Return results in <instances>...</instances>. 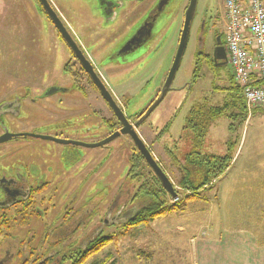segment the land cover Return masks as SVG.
Returning <instances> with one entry per match:
<instances>
[{"label":"rangeland","instance_id":"rangeland-1","mask_svg":"<svg viewBox=\"0 0 264 264\" xmlns=\"http://www.w3.org/2000/svg\"><path fill=\"white\" fill-rule=\"evenodd\" d=\"M54 1L65 9L71 3H77V14H72L73 9L68 8V12L74 18H79L81 11L86 8L92 10L94 6L80 0H52L51 3ZM186 2L190 0H173L171 5L173 7L159 19L154 28L152 46L129 56L125 64L114 62L115 72L108 73L109 82L113 84L112 88L118 94L130 92L125 100L129 117L130 113L147 107L160 90L164 75L170 73L172 69L179 48L181 28L184 27L186 12L183 15L182 11ZM223 3L224 0H198L189 43L173 82L172 91L138 131L180 194L177 203L166 195L165 207L179 206L171 214L153 222H171L174 225L181 222L183 224L201 222L204 228L209 225V228L214 227L216 224L214 222H223L224 227L230 225L228 222H240L239 226L251 231L259 240L261 235H264V201L261 203L263 196L251 194L247 199L244 194H240L238 195L240 200H237L236 205L233 196L229 195L233 186V189H236L235 185L241 190L244 187L254 191L264 190V140L261 146L260 139L261 136L264 138V121L257 115L252 116L257 108L249 110L243 101L242 92L239 91L238 94L243 103L240 104L237 99L234 108L211 123L203 144L202 155L228 157L230 163L228 169L220 176V180L219 177L212 179L210 185L198 194L188 193L181 185L183 178L181 164L194 144L191 131L183 130L188 112L197 104H204L208 108L224 107L236 94V91H231L232 87L240 89L235 84L233 71L227 64L224 65L226 68L223 63L218 64V60H215V64L207 61L205 54L212 55L213 52L212 37L205 39L203 47L200 36L198 37L199 26L202 20H205L206 13L209 18L212 17V10L217 16V8L223 13ZM68 12L65 10L58 15L65 27L68 26ZM226 25L227 19L224 16L218 25L219 31L226 30ZM95 39H98L97 35ZM225 40L223 39V43L226 49ZM84 41L90 43L86 33ZM61 42L52 22L36 0H0V101L4 99L3 95L9 94L8 92L16 91L19 94L16 86L20 85L19 81L24 77L27 78L25 82L37 78L47 81L48 84L62 85L65 62L61 59V51H58ZM114 46H117V41L114 42ZM111 50L112 48H109L106 53ZM198 51L200 53H197ZM199 54H203L202 59L196 58ZM101 70L105 72L104 68ZM191 81L192 88L188 86L185 92L183 87ZM34 86L36 85L34 84L32 88ZM91 96L87 104H94V107L105 110L101 100ZM104 112L110 116L108 112ZM87 115L89 121L86 113L82 111L83 122H88L87 125L92 123L96 125L87 128L90 135L85 136V141L94 142L95 140L89 138L100 137L102 131L97 128L100 121L91 117L90 110H87ZM22 118L23 113L20 119ZM71 121H74V126H70L68 120H62L66 133L78 131L82 127L79 126L78 114L75 120ZM29 125L23 127L17 125L15 131H29L34 127ZM43 132L53 134L56 131ZM74 138L78 139L79 135L76 134ZM135 150L133 142L126 137L115 142L112 153L102 149L87 150L92 157L89 158L90 163H87V160L83 164L74 163L77 161L73 159L69 161V165L66 164L70 172L69 178L56 182L61 190L52 200L58 222H45L51 219V210L50 213L41 210L44 222H25L23 229L18 228L19 224L16 222H12L9 230L1 228L0 264L9 262L11 256L6 252L12 250V255L16 256L14 247L10 246L11 243L4 245L7 241L21 240V244L25 246L24 257L33 261L37 260L36 258H45L52 251L57 253L60 251L58 258L61 259L69 250L78 248L84 250L100 236L102 241L105 239L110 241L104 247H98L97 253L85 260L84 264L95 262L163 264V261L171 264L179 261L181 257L175 256L177 249L166 250V245L163 243L158 245L157 240H154L155 237L149 231L151 223L134 231L132 229L137 226L116 224L106 226L105 222H129L128 220L136 215V210L142 205L138 200L134 202L137 193L152 192L153 189L161 191L158 183L148 182L152 178L150 176L153 174L152 170L145 164L140 166L135 164ZM22 156L42 157L41 154L34 152L22 153ZM55 157L54 153L43 152L42 158L51 160ZM86 163L89 164L88 167L82 169V165ZM75 172L86 175L76 173L75 176ZM48 181L53 183V180ZM67 187L74 189L65 192L63 189ZM50 206L45 203L42 209ZM118 212L124 214L117 217ZM8 234L11 237L6 238ZM189 245L185 241L181 243V246L187 249ZM149 251H156L155 258ZM161 253L163 256H159Z\"/></svg>","mask_w":264,"mask_h":264},{"label":"flooded vegetation","instance_id":"flooded-vegetation-1","mask_svg":"<svg viewBox=\"0 0 264 264\" xmlns=\"http://www.w3.org/2000/svg\"><path fill=\"white\" fill-rule=\"evenodd\" d=\"M36 1L39 3L38 0ZM48 1L57 15L65 12V10L68 12V8L73 9L72 14H77L78 12L77 3L73 2L65 9L56 1L53 4L51 3L52 0ZM80 1L86 4H94V6L92 10L86 8L81 11L79 18H74L68 12L69 21L66 28L74 42L72 45L77 50H74L63 40L59 31L52 23L59 39L62 41L59 43L58 51H61V59L65 62L63 84L52 85L43 79L38 80L37 78L25 82L27 78L24 77L19 81L20 85L16 86V90L20 91L19 94L16 91L12 93L8 92L9 94L3 95L4 99L0 101V138L9 136V138L6 137L3 143H0V228L5 230L10 229L12 222L19 224L18 228L20 229H23L25 222H44L40 213L41 210L45 213H50L51 210V219L45 222H58V218L54 214L52 200H54V196L61 190L56 185V182L59 179L69 178L70 172L66 164L72 159L76 160L77 162L74 163L77 164H83L86 160L88 161L87 163H90L89 158L92 157L87 150L102 149L112 153V147L117 140H124L126 137L130 139L121 133L123 123L103 97L100 86L105 87L106 93L111 96L115 106L123 113L122 115L125 119L131 125H134L140 121L155 103L169 75V72L164 75V81L160 90L157 91L147 107L130 113V117L127 115L128 107L126 108L125 101L130 92H120L118 94L112 88L113 84L109 82L110 79L108 78L109 72H115L114 62L125 64L129 56L152 46L154 28L159 19L173 7L171 6L173 0ZM189 4L190 2H186L182 11L183 15L187 12ZM40 7L43 13L46 14L41 4ZM223 8V13L218 8L216 9L217 16L214 15V11L212 10L211 18L207 17L206 13L205 20H202L200 23L198 31L201 47L204 46L206 38L212 37V55H205L208 59L207 61L213 64H215V57L219 56L216 53V48L219 45L225 48V44L223 43L225 30L221 32L218 27L220 20L225 14V7L223 6ZM46 16L48 17L47 14ZM182 29L183 26L181 33ZM85 33L88 34L90 43L84 41ZM96 35L98 39H95ZM115 41H117V46H114ZM179 43L178 41V45ZM109 48H112V50L106 53ZM153 50L156 49L153 48ZM78 53L85 60L88 69L83 66L77 56ZM197 53L200 52L198 51ZM196 58L202 59L203 54H199ZM222 63L223 61L218 60V64ZM101 68H104L105 72ZM34 84L36 86L32 88ZM190 85L193 86L192 81L183 87V90L186 92ZM2 93L4 94V92ZM50 93L52 95H49ZM91 95L101 100L105 110L94 107V104H87L92 97ZM87 110H90L91 117L94 120L100 121L97 124V128L102 131L100 137L89 138L95 140L94 142L85 141V136L90 135L87 133V128L96 125L94 123L87 125L88 122H83L84 118L81 117L82 111L86 113V118L89 121ZM104 111L108 112L110 116ZM22 113L24 118L20 119ZM77 114L80 118L79 126L82 127L78 131L66 133L64 130L65 124L62 120H68L69 125L74 126V121L71 120H75ZM147 121L139 128H142ZM28 124L34 127L29 131H15L17 125L23 127ZM44 130H55L56 132L47 134L43 132ZM137 133L141 137V132L139 133L138 129ZM76 134L79 135L78 139L74 138ZM118 134L120 136L104 146L94 148L84 146L102 144ZM24 135L28 136L24 137ZM61 140L81 143L82 146L63 144L59 142ZM31 152L39 153L42 157L43 152H49L54 153L56 157L55 159L48 160L42 157L22 156V153L31 154ZM135 153L137 155V149ZM136 155L134 154L135 157ZM87 163L82 165V169L88 167L89 164L87 165ZM76 173H74L75 176ZM77 175L85 176L86 173H77ZM48 179L53 180V183L48 181ZM73 189V187H67L63 190L69 192ZM45 203L51 205L50 208L42 209ZM116 215L117 217H121L122 214L118 212ZM8 237H11V235H6V238ZM7 243H11L10 246L14 247L13 250L16 256L12 255V250L6 252L11 257L9 258V262L7 261L4 264H43L45 260L54 258L57 254V252L52 251L45 258L34 263L35 259L31 261L24 257L25 246L21 244V240L18 242L15 240L13 242L7 241L4 245H8ZM5 257L8 258L7 256Z\"/></svg>","mask_w":264,"mask_h":264},{"label":"trees","instance_id":"trees-1","mask_svg":"<svg viewBox=\"0 0 264 264\" xmlns=\"http://www.w3.org/2000/svg\"><path fill=\"white\" fill-rule=\"evenodd\" d=\"M231 91H236V94L233 99L225 104L224 107L209 106L210 108H208V106H205L204 104H197L190 109L186 116L183 130L191 131V137L194 144L191 151L186 155L184 162L181 164V172L183 174L181 185L185 191L192 193L193 195L200 193L203 188L210 185L212 179L222 176L230 165L228 157L217 158L216 156L202 155V150L205 137L211 123L214 120H218L219 118L223 117L227 111L231 110V108H234L235 106L233 107V105L237 103V99H239L240 104H242L244 101V99L242 101V98H239L240 95L238 93L239 91L241 92L240 89L233 86ZM135 164L138 166L144 164L146 165L144 159L140 154L138 155V153L135 157ZM150 176L152 178L151 180L149 179L148 182L150 183L152 181L153 183H158L161 191L153 189L152 192L149 191L146 193V191H141L140 194L137 193L135 195L134 202H137V200L138 202H142V209L137 212V214L131 220H129V223L127 224L128 226H142L149 222H153L162 216L171 214L172 211L177 206H179H171L168 208L164 206L167 203L166 195L168 194L162 188L155 175L151 174ZM175 190L178 194L177 198L179 199L180 194L176 188ZM168 196L173 199L170 195ZM147 197H149V199H147ZM193 197L196 198L195 196ZM154 203L158 206L154 205ZM108 241H110V239H105L102 241L101 236L97 237V239L91 242L90 245L84 250L81 248L69 250V252L71 251L70 254L68 255V252L67 254L63 255L61 259L58 258L60 256V251H58L54 258L45 260L43 264H84L85 260L87 261L97 253L98 247H104ZM39 261L40 259H37L34 263ZM93 264L97 263L95 262Z\"/></svg>","mask_w":264,"mask_h":264},{"label":"crops","instance_id":"crops-1","mask_svg":"<svg viewBox=\"0 0 264 264\" xmlns=\"http://www.w3.org/2000/svg\"><path fill=\"white\" fill-rule=\"evenodd\" d=\"M254 115H257L259 119L261 118V121H264V106L257 107L252 116ZM260 139L262 140L261 146H263L264 138L262 139L261 136ZM225 177H223V179ZM218 180H220V177ZM233 187L229 195L233 196V201H236V205L237 200H240L238 196L240 194H244L247 199H249L248 197L251 194H258L263 196L261 203L264 201V190L254 191L251 190V188L245 187L241 190L238 188L239 186L236 185V189L234 190ZM141 209L142 206L140 209L136 210V214ZM122 213L124 214V212ZM105 223L106 226H115V224L122 226L127 225L129 222ZM150 223L151 227L149 231H151L155 237L154 240H157L156 242L158 245L163 243L166 245V250L177 249L175 256H180L181 258L179 261L171 262V264H264V235H261V237L259 236L260 238L258 240L251 234V231L244 230L242 226H239L240 222H228L230 225L227 227H224L223 222H214L216 224H213L214 227H211L212 229L209 228L210 225L204 228L201 222H192L191 224H183V222H181L177 225L171 222H149L144 224V226L135 227L132 231L145 228ZM151 238L153 237L151 236ZM182 241H185L186 244H190L188 249L181 246V243H183ZM149 254H152L155 258L157 253L156 251H149ZM159 256H163L162 253ZM163 262V264H168L167 261Z\"/></svg>","mask_w":264,"mask_h":264},{"label":"built area","instance_id":"built-area-1","mask_svg":"<svg viewBox=\"0 0 264 264\" xmlns=\"http://www.w3.org/2000/svg\"><path fill=\"white\" fill-rule=\"evenodd\" d=\"M224 6L227 65L249 110L264 106V0H224Z\"/></svg>","mask_w":264,"mask_h":264},{"label":"water","instance_id":"water-1","mask_svg":"<svg viewBox=\"0 0 264 264\" xmlns=\"http://www.w3.org/2000/svg\"><path fill=\"white\" fill-rule=\"evenodd\" d=\"M38 1L42 5L44 11L48 15V17L50 18L52 23L55 25V27L59 31V33L62 36L63 40L69 46H71L74 50H77L72 45V44H74L72 38L70 37V35H69L66 27L64 26L63 22L61 21V19L59 18V16L57 15V13L53 9V7L51 6L50 2L48 0H38ZM197 4H198V0H191L190 1L189 7H188L186 15H185V22H184L183 31H182L181 38H180L179 48H178L177 55H176L175 61L173 63L172 69H171V71H170V73L168 75V78H167V80H166V82L164 84V87H163L160 95L158 96V98L156 99V101L152 105V107L148 110V112L140 119V121L136 122L134 125H131L125 119V117L122 115L123 113H121L119 111V108H117L115 106V103L113 102V99L111 98V96L108 95V93H106L105 87L103 88L102 86H100L103 97L109 103L110 107L112 109H114V111L117 113V117L123 123V129L121 130V133L124 136H128L130 138V140L133 142L134 146L136 147L138 153L144 159L146 165L152 170L153 174L155 175V177L160 182L162 188L173 199H176L178 197V194H177V192L175 190V187H174L173 183L171 182V180L169 179V177L167 176V174L165 173L163 168L160 166L159 162L155 159L153 153L150 151L148 146L141 139V137L137 133V129L139 127H141V125L149 119V117L153 114V112L163 102V100L165 99L167 94L170 91H172L173 82H174L175 77L177 75V72H178V70L180 68L182 59H183V57L185 55V52H186V49H187V46H188V43H189L191 30H192V26H193V21H194L196 9H197ZM216 53L219 56H216L215 60L223 61L222 65L223 66L226 65L227 64V61H226L227 60V55H226L225 48L221 47L219 45L216 48ZM77 56L81 60L83 66H85V68L88 69V66L86 65V62L81 57V55H79V53H78ZM49 95H52V94L50 93ZM27 136L28 135H24V137H27ZM32 136L36 137L34 135H32ZM118 136H120V135L119 134L115 135V136L109 138L108 140H106L102 144L84 145V146L88 147V148L101 147V146H104L105 144H108L112 140H115ZM6 137L9 138V136H5V137L0 138V143H3L5 141V139H6ZM45 139H47V138H45ZM49 139H53V138H49ZM59 142H61L63 144H73V145H77V146L78 145L82 146L81 143H76V142L73 143V142H66V141H62V140L59 141Z\"/></svg>","mask_w":264,"mask_h":264}]
</instances>
